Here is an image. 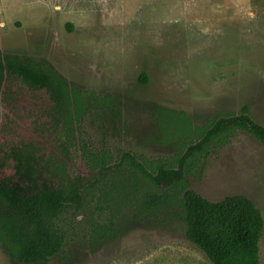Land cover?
<instances>
[{
  "label": "rangeland",
  "instance_id": "rangeland-1",
  "mask_svg": "<svg viewBox=\"0 0 264 264\" xmlns=\"http://www.w3.org/2000/svg\"><path fill=\"white\" fill-rule=\"evenodd\" d=\"M0 51L121 95L118 131L109 117L84 123L86 140L114 157L175 152L155 140L153 103L186 112L194 125L248 104L264 124V0H0ZM196 171L188 179L205 198L244 194L264 214V147L254 137L238 131ZM87 216L62 218L67 259L48 264H212L177 222H150L91 249ZM259 247L264 264V230ZM0 264H12L1 244Z\"/></svg>",
  "mask_w": 264,
  "mask_h": 264
},
{
  "label": "trees",
  "instance_id": "trees-1",
  "mask_svg": "<svg viewBox=\"0 0 264 264\" xmlns=\"http://www.w3.org/2000/svg\"><path fill=\"white\" fill-rule=\"evenodd\" d=\"M122 105L121 95L85 90L48 64L0 51V244L11 263L66 260L62 218L85 211L91 249L150 222H177L212 264H261L264 214L253 200H210L188 179L238 131L264 147V124L249 105L194 125L184 111L151 104L155 140L175 149L159 158L114 157L86 140L87 119L109 117L118 131Z\"/></svg>",
  "mask_w": 264,
  "mask_h": 264
}]
</instances>
